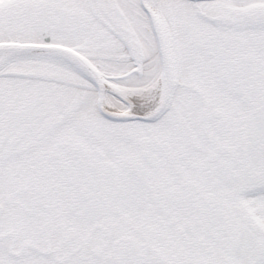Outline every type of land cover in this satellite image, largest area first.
<instances>
[{
	"label": "snow or ice",
	"instance_id": "1",
	"mask_svg": "<svg viewBox=\"0 0 264 264\" xmlns=\"http://www.w3.org/2000/svg\"><path fill=\"white\" fill-rule=\"evenodd\" d=\"M0 264H264V0H0Z\"/></svg>",
	"mask_w": 264,
	"mask_h": 264
}]
</instances>
